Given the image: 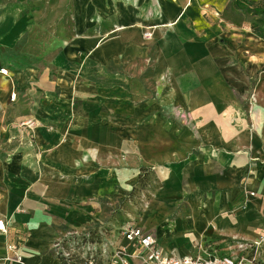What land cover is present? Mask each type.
<instances>
[{
	"label": "crops",
	"instance_id": "1",
	"mask_svg": "<svg viewBox=\"0 0 264 264\" xmlns=\"http://www.w3.org/2000/svg\"><path fill=\"white\" fill-rule=\"evenodd\" d=\"M17 1L0 6V264H112L134 251L127 226L168 256L238 259L242 244L264 264V85L248 115L222 48L204 36L187 55L190 30L220 29L201 14L219 1ZM151 46L154 94L137 100L126 63ZM179 113L186 129L164 118ZM118 200L120 223L103 208Z\"/></svg>",
	"mask_w": 264,
	"mask_h": 264
},
{
	"label": "rangeland",
	"instance_id": "2",
	"mask_svg": "<svg viewBox=\"0 0 264 264\" xmlns=\"http://www.w3.org/2000/svg\"><path fill=\"white\" fill-rule=\"evenodd\" d=\"M218 1L219 3L212 2L208 6L204 5L201 14L207 19L208 23L212 24V27H220V29L190 30V33L188 32L190 44L187 48V55L191 58L193 57V59L201 57L202 50L199 43L204 36L207 37L205 44L208 42L210 45L211 57H214L215 53L213 51L217 47L222 48V58L226 60L225 70L230 71L235 77L230 79V81L227 80V85L229 87L236 86L237 89H234V91L240 92L242 95L238 96L239 101L236 100L238 106H241L242 110L250 115L253 114L254 107L259 105L257 97L259 86L261 84L264 85V38L261 37L260 32L256 29L260 28L264 30V0H249V4L241 8L235 7L231 0ZM17 2V0H0V6L2 7L7 4L14 6ZM1 12L3 11L0 9V14ZM214 18H217L218 25L215 24ZM186 24L189 27H196V22H193L189 18L186 19ZM253 25L256 27L253 28ZM200 26V24H197L196 28ZM149 36H151V32L147 35V37ZM154 58V47L151 46L145 56L126 63V75L130 80L131 94L137 100L142 99L144 95L153 96L154 94L155 84L150 81L153 72V67L150 64H152L151 62ZM122 69V65H119L115 68V71ZM167 75L166 72L163 74V95L168 93L170 85L167 81ZM144 91L146 92L144 93ZM164 118L167 121L174 120L180 130L186 129V113H179L176 117L166 114ZM137 192L133 191L132 197H137ZM105 207L108 206L105 205L103 207L104 211H107L108 215L111 213L112 216L119 220V223L124 220L122 218L125 214L122 210L127 207L125 201H116L115 208L111 206ZM248 246L244 245V247L240 248H247L248 255L252 256L254 247Z\"/></svg>",
	"mask_w": 264,
	"mask_h": 264
},
{
	"label": "built area",
	"instance_id": "3",
	"mask_svg": "<svg viewBox=\"0 0 264 264\" xmlns=\"http://www.w3.org/2000/svg\"><path fill=\"white\" fill-rule=\"evenodd\" d=\"M148 34L149 32L144 33L145 36ZM0 71L6 73L4 68H1ZM11 97L14 98V94H11ZM18 126L32 129L34 121L31 119L21 120L18 122ZM0 231H6V224L2 218H0ZM122 235L126 240L133 243L134 251L128 253L123 248H117L112 254V264H128L127 256L139 259L141 264H256L254 258L249 255L241 256L238 259H234L228 255L197 254L183 257L168 256L160 250L153 233L145 232L135 226L124 227L122 229ZM239 247H244V245L240 244ZM65 256H67V253H65ZM14 259L17 261L21 260L19 256H16ZM88 264L93 263L89 261Z\"/></svg>",
	"mask_w": 264,
	"mask_h": 264
},
{
	"label": "trees",
	"instance_id": "4",
	"mask_svg": "<svg viewBox=\"0 0 264 264\" xmlns=\"http://www.w3.org/2000/svg\"><path fill=\"white\" fill-rule=\"evenodd\" d=\"M231 1H232V4H233L235 7H239V8H241V7H246V6L249 4V3H248L249 0H231ZM252 27L255 28L256 26L253 25ZM256 29H257V31L260 32L261 37L264 38V30H262V29H260V28H256ZM122 229H123V228H122ZM122 229H121V233H122ZM95 257H96V256L92 255V256H89L88 258H84L86 264L88 263V261H92L93 264H107V262H106V263H103V262H101V261H98V262H97V261L95 260ZM256 264H263V263L256 262Z\"/></svg>",
	"mask_w": 264,
	"mask_h": 264
}]
</instances>
